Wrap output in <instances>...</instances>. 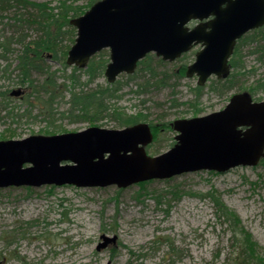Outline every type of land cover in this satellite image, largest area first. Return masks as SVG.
Here are the masks:
<instances>
[{"label":"rangeland","instance_id":"rangeland-1","mask_svg":"<svg viewBox=\"0 0 264 264\" xmlns=\"http://www.w3.org/2000/svg\"><path fill=\"white\" fill-rule=\"evenodd\" d=\"M30 1L45 3L56 14L61 12L64 3L74 12L80 11L74 16L76 18L100 0ZM19 13L10 8L0 15L3 17H0V34L8 35L9 25L15 22ZM69 29L65 26L62 45L69 46L70 50L76 39V28L74 34ZM36 34L39 36L40 32L30 28L26 36L33 38ZM254 47L255 42L238 46L243 70L231 79L233 88L222 89L221 93L212 91L211 87L217 81L214 76L204 83L199 96L194 92L198 86L197 76L186 77V70L194 62L196 52L202 49L201 45L171 62L150 54L154 76L138 63L132 75H119L113 84L104 76L106 69L92 82H88L84 73L92 59H99V54L106 53L104 57H109L107 49L93 56L85 68L75 66L79 69L75 71L79 80L76 84L68 80L75 67L67 65V54L64 63L46 57L44 69L50 71V77L58 85L54 88L51 112L36 101L35 96L30 99L31 105L23 102L29 91L15 83L17 72L13 71L10 79L3 77L2 68L6 62L0 58V91H9L10 109L13 107L15 113L22 115L0 121V141L78 133L88 127L120 129L107 117L108 114L91 123L76 121L74 116L77 114L71 115L69 111L72 93L116 87L117 97L108 100V105L121 108L128 115L142 114L147 117L145 123L158 125L157 132L153 131V143L145 151L151 157L161 155L176 143L177 132L165 125L221 110L231 96L247 92L259 81L263 82L264 65L258 61L257 54L252 53ZM14 60L11 69L16 64ZM183 66L186 70L181 75ZM230 73L234 74V70ZM43 77V74H35L32 79L41 87ZM161 79H164L163 83ZM13 90H20L22 94L11 95ZM257 93L254 99L264 100V90ZM49 96L47 94L46 99ZM193 103L200 112L190 106ZM9 132L15 133L14 137L6 138ZM145 184L137 183L123 189L114 185L0 189V264H227L233 257L235 244L231 238L237 227L249 234L264 257L262 160L255 167H240L225 173L197 171L165 180L146 181ZM223 208L236 218L239 226L223 218ZM104 234L116 236L117 240L97 251Z\"/></svg>","mask_w":264,"mask_h":264},{"label":"water","instance_id":"water-1","mask_svg":"<svg viewBox=\"0 0 264 264\" xmlns=\"http://www.w3.org/2000/svg\"><path fill=\"white\" fill-rule=\"evenodd\" d=\"M192 21L200 23L190 29ZM70 24L77 32L66 57L69 66L85 68L108 49L104 76L112 84L119 75L133 74L149 53L171 62L201 45L186 75H196L197 85L204 86L214 75L225 79L237 40L264 26V0H100ZM225 106L205 116L175 120V146L154 157L145 151L153 134L143 122L0 141V189H123L197 171L225 173L257 166L264 157V101L256 103L250 94L237 93ZM100 239L97 251L117 240L105 234Z\"/></svg>","mask_w":264,"mask_h":264},{"label":"trees","instance_id":"trees-1","mask_svg":"<svg viewBox=\"0 0 264 264\" xmlns=\"http://www.w3.org/2000/svg\"><path fill=\"white\" fill-rule=\"evenodd\" d=\"M10 8H15L16 11H20L18 16L15 18L14 23H10L9 27L11 30L8 35L0 34V58L6 65L2 68L3 77L10 79L14 72H17L15 83L21 88L29 91L25 94L23 102L27 105H31L30 99L34 98L36 101L42 103V105L48 107V111L51 112L52 104L54 103V88H58L57 82L50 77V71L44 69L45 58L49 57L51 60H57L63 62L66 56L69 46L62 45L64 40V35L66 31L65 26L70 27L71 34L75 33L74 27H71L70 21L74 16L79 14V12H74L73 9L64 5H61V12L54 13L53 8H49L45 3L33 2L30 0H0V15L7 13ZM73 10V11H72ZM72 11L70 20H68V15ZM1 17V16H0ZM3 19V17H1ZM37 29L40 35L37 34L30 38L26 36L29 29ZM73 41V40H72ZM255 42L256 47L253 49V54H257L258 61H261L264 65V27L255 30L253 33L245 35L241 40H239L237 46L234 49V54L229 63L231 64V69L234 70V74H231L224 81L217 80L213 83L212 91L222 92V89L233 88L232 78L234 79L237 73L243 70V66L240 64L241 56L237 48L242 43ZM18 46V49L15 47ZM106 53L99 54L96 61L92 59L87 67L85 68V74H87L88 82L94 81V79L103 74L106 69L107 62H109V57L105 58ZM12 56H14L12 58ZM12 58V59H11ZM15 59V60H14ZM153 59L152 55H148L145 59L141 60V64L146 71H148L153 76L155 72L150 63ZM16 61L15 66L11 69L13 61ZM64 63V62H63ZM79 70L77 67L74 68L73 74L69 76L72 83L79 82L75 71ZM186 68L182 67L181 75L184 74ZM35 74H43V82L41 87L35 84V80L32 76ZM49 76V78H48ZM164 79H161V83ZM112 88V89H111ZM97 87L93 91L81 90L76 93H72L69 99L71 115L77 120H82L83 122L99 121L103 114H108L107 117L116 123V128L130 127L136 123L148 121L147 117L144 115H128L125 110L121 108H116L112 105H108V100L111 98H116V93L118 89L116 87ZM202 87L197 86L194 90L196 96L201 93ZM259 90H264V79L263 82L259 81L258 85L248 88V92L253 96L258 94ZM8 90L0 91V121L3 118H20L22 115L15 113L14 108L10 109L11 98L7 94ZM47 94H50L49 98L46 99ZM191 107L195 109V112H200L196 107V104H190ZM196 114V113H195ZM100 115V117H98ZM73 117V116H70ZM98 117V118H97ZM152 130L157 132L156 124L149 123ZM169 129L170 124L165 125ZM47 133H49L47 131ZM52 133V132H50ZM15 133L7 134L14 137ZM157 134V133H156ZM264 162V159L262 160ZM141 186L146 185L144 183ZM223 213V218L230 224L239 226L236 222V218L226 211L225 208L221 210ZM232 226V225H231ZM231 240L235 244L233 250V257L227 261V264H264V257L259 253L257 249V243L250 240V236L246 233L243 228H235L232 232Z\"/></svg>","mask_w":264,"mask_h":264},{"label":"flooded vegetation","instance_id":"flooded-vegetation-1","mask_svg":"<svg viewBox=\"0 0 264 264\" xmlns=\"http://www.w3.org/2000/svg\"><path fill=\"white\" fill-rule=\"evenodd\" d=\"M196 24V23H195ZM193 25V24H192Z\"/></svg>","mask_w":264,"mask_h":264}]
</instances>
